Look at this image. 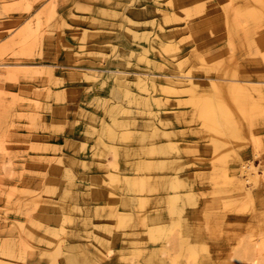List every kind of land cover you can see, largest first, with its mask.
Here are the masks:
<instances>
[{
	"label": "rangeland",
	"instance_id": "1",
	"mask_svg": "<svg viewBox=\"0 0 264 264\" xmlns=\"http://www.w3.org/2000/svg\"><path fill=\"white\" fill-rule=\"evenodd\" d=\"M53 4L55 12L50 14ZM188 4L192 8L187 7ZM245 7L258 10L261 13L259 20L249 18ZM227 10L234 13L230 18L238 19L232 23L236 29L257 28L264 35V0L258 4L253 0H0V264L20 263V256L28 263H36L39 248L51 247L34 238L29 243L35 248L30 249L31 245L30 248L22 247L24 230L17 225L28 228L29 220L35 217L42 223L35 228L37 234L45 224L64 227L63 254L72 255L76 261L66 264H88L89 253L85 250L91 247L112 249L110 257L101 264H144L141 255L136 257L127 253L128 247L133 245L129 240L126 242L119 233L122 228L114 227L113 219L107 214L113 205L131 204L135 211L132 222L136 240L140 236L139 242L152 245L154 241L149 234L146 235V230L156 221L152 220L157 216L155 214L162 213L163 205L152 202L158 191L156 194L142 193L135 187L137 192H134L130 188L133 186H129L134 179L133 163L139 156L137 160L145 159L138 136H131L128 141H114L117 169L129 176L128 183L119 187L115 182L103 181L106 170L112 167L101 165L99 161L112 160L113 152L100 151L101 155H98L94 146L98 136L107 140L105 131L101 132L102 122L109 120L105 112L107 107L102 101L108 97H121L116 78L126 79V87L134 84L137 75L149 78L154 73L156 79L162 80L161 73L170 70L178 73L177 66L172 63L179 62L183 71L190 70L194 75L212 73L231 80H243V84L249 85L246 91L255 101L260 98L258 103L264 109V42L261 47L250 41L247 43L243 32L238 37H230ZM37 20L40 21L38 33L34 37L26 34L22 42L25 27L33 26ZM166 32L170 38L164 36ZM162 41L176 44L177 49L165 53L159 45ZM169 52L175 53L176 57ZM214 52L225 60L231 56L228 64L236 73L225 75L204 69L198 58L207 53L206 57L213 56ZM4 63L12 65L4 66ZM15 63L36 64L37 69L34 71L32 66H20L22 64L14 66ZM205 84L199 81L197 90L202 91ZM130 87L134 92L138 91L137 87ZM160 94V97H169L170 105L152 103L151 110L142 112L134 104L126 106L137 127L133 130L134 135L147 132L144 127H149L151 121L156 122V115L169 121L161 126L163 131L159 130L167 136L147 137L145 144H174L167 159L178 162L176 169L163 172L180 175L184 185L175 189L180 191L178 203L183 205L184 214L188 216L191 237L196 236L199 242L191 237L189 240L194 245L200 243L203 246L194 260L186 259L181 253L174 264H187L188 261L194 264H234L230 255L246 244L255 243L258 239L256 232H264V111L237 121L241 141L234 146L226 163L227 172L235 175L232 179L235 181L221 185L212 179L222 173L218 171L221 162L213 161L207 127L199 123L191 103L185 102L188 100L185 94L177 99L174 94ZM230 109L237 116L236 111L230 107V112ZM254 139L257 142L252 141ZM239 158L251 161L259 173L255 183H244V188L248 187L246 190L238 182L242 180L240 176L245 177L239 171ZM55 166L60 167L59 171L55 172ZM50 185L55 186L53 192L49 191ZM94 190H100V195L93 194ZM108 191L117 195H112L109 200ZM169 191L173 192V189ZM186 191L194 197L193 203H184L186 196L182 193ZM137 194H143L149 202L143 207H135ZM39 195L42 200L50 201V206L43 208L41 202L36 205L34 199ZM213 195L216 196L214 199L217 198L215 201ZM227 203H231V208ZM92 205L98 209L97 214ZM142 213L148 216L144 222L146 226L140 223ZM40 214H48L49 218ZM55 214L65 219L55 221ZM164 220L167 222L168 219ZM105 224L117 234L115 241L109 231L103 229ZM152 230L161 235L155 228ZM249 233L254 234L252 240ZM82 242L84 244L80 246ZM139 251L145 252L143 249ZM171 252L174 257L175 250Z\"/></svg>",
	"mask_w": 264,
	"mask_h": 264
},
{
	"label": "bare ground",
	"instance_id": "2",
	"mask_svg": "<svg viewBox=\"0 0 264 264\" xmlns=\"http://www.w3.org/2000/svg\"><path fill=\"white\" fill-rule=\"evenodd\" d=\"M253 1L255 4H258V2L260 0H253ZM176 2L177 1H175V3ZM184 3H185V1H184ZM176 5H178V4H176ZM191 5L192 4H190V6ZM54 7H55L54 4H53V6L50 7V14H53L55 12ZM180 7L177 6V8H180ZM187 7H189V4ZM189 8H192V6ZM227 8H229V7H226V9ZM245 10H246V14H247V16H249V18H252L255 21L259 20L261 13L258 10L252 9V7L247 8V9L245 7ZM134 13H135V11L132 14H134ZM226 13H228V15H229L228 19H229L230 24H228L227 30H228V34L230 35V37H232V35H234V37L235 36L238 37V36L242 35L241 32H243L242 36L247 43H248V41H250V42L254 43L256 46L261 47L262 42H264V35H262V32L256 30L257 28H253L254 30H244V31H243L242 27L241 28L239 27V29H236V27H234L232 23H235V21H237L238 19L230 18V17H234V16H232V15H234V13L231 10H227ZM235 15H238V14H235ZM203 24H205V23L203 22ZM237 24H239V23H237ZM193 25L194 24H192L191 26H193ZM194 27H192V29H194ZM210 27H211V25H210ZM39 28H40V21L39 20H37L33 26L27 25L25 27L26 31L24 32V36L21 37L22 42H24V38H25L26 34H28V33L34 37L36 35V33H38ZM208 28H206V29H208ZM199 30L201 32V30H203V28L199 29ZM199 30H195V31L198 32ZM239 31H240V33H239ZM250 33H252V34L250 35ZM133 34L136 36V33L133 32ZM164 36L167 38L171 37L169 35V33H167V32L164 33ZM200 38H202V36H200ZM193 39H194V37H193ZM244 40H243V42H244ZM204 41H206V40H204ZM169 42L162 41L161 44H159V45H161V47L165 51V53L168 51H172L174 49H177L176 44L174 45V44H171V42L170 43ZM200 42H203V41H200ZM206 43H207V41H206ZM200 44H202V43H200ZM198 46H200V45L198 44ZM205 46L207 47V44ZM145 51L146 50L143 49V52H145ZM169 53H171V52H169ZM211 53L212 52L210 51V54ZM197 54H198V52H197ZM203 54L206 55V53H203ZM214 54H215V52H214ZM169 55L170 54H168V56ZM172 55L175 56V53ZM199 55H200V53H199ZM199 55L197 57H199ZM207 55H209V54L207 53ZM206 56L201 55L198 58L199 63L201 64L202 67H204V69L207 68V69L215 70V71L221 72L225 75H231V73L233 75L236 73V71H234L232 66H230L228 64L229 61L231 60V56L228 57L227 60L223 59L221 54H217V55L215 54L213 56L211 55L208 57H206ZM170 58H172V57H170ZM174 62H175V60H174ZM170 63H172V62H170ZM20 64H22V65H20ZM172 64L174 66H177L175 68H177L178 71H176V70L175 71L178 73H173L172 70H170L171 72H169V73H167V72L161 73V75L163 76L162 80L156 79V76H154V73H152L149 78L148 77H142L141 75H137V76H135L136 81L134 82V84H127V87H126L124 85L127 82L126 79L116 78V80L118 82L117 88L120 90V93L122 95L120 98L112 99V98L108 97L104 101H102L103 104H105L107 107L105 112L107 113L109 120L106 121L103 118V120L106 122L105 123L102 122V124H104V125L101 128V132H102V130L105 131L107 140H104L103 136H98L97 138H95L96 142L94 145V146H96V151H97V153L96 152L95 153L98 155H101L100 151H103L104 153H106L107 151L113 152V154H112L113 159L112 160H108V162H107V160L106 161L105 160L99 161V163L101 165L109 164L112 167L111 170L109 169L110 167L108 168L109 170L108 169L106 170V177L105 176L103 177L104 178L103 181L109 180L111 182H115L116 184H119V187H120V186H123L124 184L126 185L128 183L129 176H127L123 172H120L117 169V164H118L117 163V157H116L117 156V146H116V143H114V141L118 140V139L128 141V138H130L131 136H138V138L140 140V150H141V153L145 155V157H144L145 159L142 158L143 160H137L140 158V156H139L138 158H136L135 162L133 163L134 164V170H135V172H133L134 179H133V183L130 184L129 186H133L130 188H132V190L134 192L137 190L136 188H138L139 189L138 191L142 192V193L143 192H149V193L154 192L155 193L156 191H158L157 193H159V194L155 193L156 197L154 198V200L152 202L162 203L163 211L160 214L158 213L159 215L155 214L157 216H154L152 218V220L153 221L156 220V221L155 222L152 221L154 224L149 223L151 225L148 226L147 230H146V235L149 234L152 241L158 242V244L153 242L152 245H149V244H145L143 242H139L140 236L136 240V237H137L136 231L133 229L135 227V225L132 222L133 221V215L135 214V211L133 210L131 204H128L125 202L124 204H122L121 207H119L117 205H113L110 208V210L108 211L107 216L109 218L113 219V221H114L113 226L114 227L122 228V230H119V233L121 232V235L123 234V237H125L124 239H126V242L129 240V243L131 245H133V246L128 247L127 253L132 254L136 257L141 255L142 261L144 264H174L176 262V257L181 253H182V255L184 253L186 259H188V260L193 259L194 260L195 257L198 255L199 250L203 249V246L200 243L194 245L189 240V237H191V235H190L191 229L188 227V224H189V222L187 221L188 216L184 214L185 209H184L183 205L180 206L178 203V200H180V191L175 190L179 187H182V185H184L181 181L180 175H178L177 173H175V175H174L171 173L169 174V173L163 172L166 169H168V170L176 169L175 164L178 162L173 160V158L167 159V155H169L172 152V150L174 149V146H173L174 144H162V142L161 143L154 142V143H151L150 145L145 144V140L147 137H149L151 139H156V138H159L162 134L164 136H167L166 133H162L159 130L162 128L161 126L163 124H166L169 121L161 119V118H159V116L156 115V117H157L156 122H152L151 120H149V122L151 121L150 124H148L149 122L147 123L149 125V127H144L145 131H147V132H141L137 135H134L133 130L136 129L137 127H135L134 121H132L133 118L131 116V111L127 108L126 105L127 104H134L138 108L139 112H142L146 109L151 110L150 106L152 103H157L158 105H161V106L162 105H164V106L170 105L169 101H168V98H169L168 96L167 97H160L161 96L160 93H162V92H165L167 94H174L175 99H177L178 97H182V94L183 95L185 94L186 99H188L185 102L191 103V106H192L194 113L197 114V117L199 119V123L202 126L207 127V135L209 137L208 139H210V141L212 143V144H209V147H210V145L213 147L211 149V151L213 153L212 154L213 155L212 156L213 161L221 162L220 170H218V171L222 172V173L221 174L218 173L217 175L215 174L217 177L216 176L212 177L215 184H221V185H225V184H229V183L233 184V182L235 181V180L234 181L232 180L233 177H235V175L229 174L227 172L228 170L226 168L227 167L226 163L228 160L227 157L229 156L230 152L234 151V146L237 143H239V141H241L240 130H237V128H238L236 125L237 121L240 118L245 119L247 117H251L252 115H260V113L262 111H264V109H262L261 105L258 103L260 98H258L256 101L254 100V97H252V95H250V93H248L246 91L247 88H249V85L243 84L242 83L243 80H237L236 78H233L231 80L230 78H224V77H221L219 75H214L212 73L207 74V75H203V74L194 75L193 73L190 72V70L183 71L184 67H182V69H181L182 63L178 62L177 64L176 63H172ZM2 65L8 66V65H12V64L11 63H4ZM16 65H18V66L19 65L20 66H32V69L34 71L37 69L36 64L15 63L14 66H16ZM173 65H171V66H173ZM74 68L78 69L76 67H74ZM118 70H122V69H118ZM122 72H124V71H121V73ZM71 74H73V73L71 72ZM83 76L85 77V73H83ZM201 78H203V79H201ZM199 81H204L206 83L204 85L202 91L197 90V85H198ZM131 85L134 87H137L138 91L134 92L133 90H131L130 89ZM157 91L160 92L159 93L160 95L155 93ZM170 99L172 100L173 97ZM108 101H111V102H108ZM138 106H140L141 109ZM230 107H232L236 111L237 116L233 115L231 109H230L231 112L228 111V109ZM165 108L166 109H172L171 107H165ZM131 126H133V127H131ZM95 131L98 132V130H95ZM161 131H163V130L161 129ZM147 133H149V134L146 135ZM231 138H233L232 142L230 141ZM167 139H169V137ZM252 141L257 142V139H254ZM124 145H126V144H124ZM128 152H130V151H128ZM128 152H125V153H128ZM137 153L140 155V153L138 151H137ZM238 166H239L240 173H243V175H245V177H242V178L240 176V179H242V180L238 181L239 185H241L244 188V187H246L244 185L245 182H248V181H253V183L256 182V179H257V176L259 175V173L257 172V170H256L257 168L252 164L251 161L245 162L241 158H239ZM59 169H60L59 166L54 167L55 172L59 171ZM158 171H161V173H158ZM147 172L151 173V174H147ZM102 176H100V177H102ZM106 186H108V184ZM114 186L116 187V185H114ZM54 187L55 186L49 187V191L53 192L55 189ZM56 189H57V186H56ZM108 189H110V188H108ZM169 189H173V192H170ZM213 191H211V193ZM220 191H218V192H220ZM248 191H250V190H248ZM248 191H246L247 197L250 199V197H249L250 194ZM100 192H101L100 190H94V192H92V193L100 195ZM64 194H67V193H64ZM182 194L184 196H186V199H184L185 200L184 203L185 202H188V203L194 202V197L192 196V194L189 191H186ZM112 195H117V194L114 192L108 191L107 198L109 200L112 199L111 198ZM215 195H217V194H215ZM215 195H213V199H214V197H216ZM226 196L231 197L230 194H228V195L226 194ZM137 197L138 198L136 200L135 207H143L144 204H146V202H147V199H146L147 197L143 196V194H140V196L137 194ZM229 197H228V199H229ZM152 199L153 198H151V200ZM216 199H214V201ZM226 199H227V197H226ZM246 200H248V199H246ZM129 201H130V199H129ZM248 201H250V200H248ZM34 202L36 205L39 202L43 203V208L50 206V201L42 200L40 195L35 197ZM104 203L107 204V202H104ZM244 204H246V203H244ZM247 204H248V202H247ZM227 205L230 206L231 203L230 204L227 203ZM92 207H93V205H92ZM148 207H149V205H148ZM230 208H231V206H230ZM244 208H246V207H244ZM93 209L95 211V214H97L98 209L95 207H93ZM41 217L47 219V218H49V215L48 214H46L45 216L41 215ZM55 217H54L55 221L59 220V219H61V220L65 219V218H63L64 216L61 218L60 215H56V214H55ZM147 218H148V216L145 213H142L140 223L142 225L146 226L147 224L145 225L144 222L146 221ZM164 219H168L167 222ZM85 220H86V218H85ZM162 220L165 221V224L162 222ZM147 222H149V221H147ZM29 223H30V225L28 226V228L27 227L25 228V226H23V224L20 226L17 225L19 229L22 228L24 230L23 234L21 235L22 247L23 248H26V247L30 248L32 246L30 248V249H32L34 245H31L29 243L30 240H33L32 238L37 240V242H44L45 245L51 246V247L47 248L44 246V247L39 248V250H38L39 259H38V262H36V263H28L23 256H20L18 259H20L21 262L20 263L16 262L15 264H66V263H75L76 262L72 255L65 256V254H63L64 253L63 251H65V250H63L64 248H62L61 240H62L63 234L65 232H64V227L62 225H60V224H54V225L45 224L43 226L42 230L40 231V233L37 234L35 232V228H39L42 223L39 222L36 217L33 220H29ZM95 226H100V225L95 223ZM152 228H155L158 232H161V235L154 234L153 233L154 231L152 230ZM103 229L105 231H109L110 235H112V237H111L112 241L116 240L115 238L118 236L115 233V231H113V229H111L110 226L105 224L103 226ZM261 231L256 232L257 234H255V235H257L258 239L256 238L257 241L255 243L246 244L245 246L242 247V249L239 248L240 250L237 249V251H235L234 253H232L230 255V260L232 262H234V264H264V232H261ZM112 233H114V234H112ZM253 233H254V231H253ZM253 233H249L248 237H250V239H251V237L254 236ZM173 234H175V236H173ZM139 235H140V232H139ZM143 236H145V235H143ZM195 237L196 236H193L191 238L194 241L199 242V240L196 239ZM98 238H99V236H98ZM247 239H249V238H247ZM97 240H99V239H97ZM82 244H84V242H82L80 244V246H82ZM239 244L240 245L242 244V240ZM84 247H86V246H84ZM34 248H35V246H34ZM141 249L145 250V252L141 253L139 251ZM172 249L175 250L176 255L174 257H172V252H171ZM184 250H185V252H184ZM85 251L89 253V255H88L89 260L88 261L86 260L87 263L89 262L90 264H101L103 262L102 260H106V258L110 257L112 249L111 248H104V247H102L101 249L98 247H91L89 249H86ZM20 252L24 253V250L23 251L21 250ZM30 252H32V251H30ZM84 257H86V256L84 255ZM242 257H244V260H242L243 262L241 261ZM127 260H129V258H127ZM137 264H140V263H137ZM187 264H194V263L188 261ZM231 264H233V263H231Z\"/></svg>",
	"mask_w": 264,
	"mask_h": 264
}]
</instances>
